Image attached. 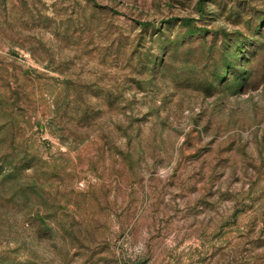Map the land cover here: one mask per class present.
<instances>
[{
  "label": "rangeland",
  "instance_id": "374dc122",
  "mask_svg": "<svg viewBox=\"0 0 264 264\" xmlns=\"http://www.w3.org/2000/svg\"><path fill=\"white\" fill-rule=\"evenodd\" d=\"M0 264H264V0H0Z\"/></svg>",
  "mask_w": 264,
  "mask_h": 264
},
{
  "label": "trees",
  "instance_id": "16d2710c",
  "mask_svg": "<svg viewBox=\"0 0 264 264\" xmlns=\"http://www.w3.org/2000/svg\"><path fill=\"white\" fill-rule=\"evenodd\" d=\"M187 21H188V20H185V23H187ZM230 66L233 67V64H231ZM233 69H234V68H233ZM234 70H235V69H234ZM228 73H229V75H230V71H229V70L226 71V73H225L226 75H225V76H227ZM236 74H237V71H235V72L233 73L234 76H236Z\"/></svg>",
  "mask_w": 264,
  "mask_h": 264
}]
</instances>
